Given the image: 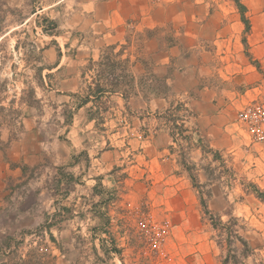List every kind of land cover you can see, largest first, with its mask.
Returning <instances> with one entry per match:
<instances>
[{"label":"crops","instance_id":"0c3cea01","mask_svg":"<svg viewBox=\"0 0 264 264\" xmlns=\"http://www.w3.org/2000/svg\"><path fill=\"white\" fill-rule=\"evenodd\" d=\"M44 2L47 5L42 9L48 11L55 33L49 36L42 51L43 60H49L48 73L59 75L55 83H48L49 89L53 98L64 102L63 111L72 114L69 124L61 115L57 125L63 126L64 132L49 136L47 154L55 174L57 168H63L78 184L83 182L92 210L99 209L102 202L105 205L121 184V204L128 200H154L164 194L165 199L175 201L173 206L179 212L190 214L197 200L189 190L192 185L185 177L182 157L196 168L200 173L198 180L204 184V165L221 160L225 154H237L247 143L245 140L258 145L257 138H264L259 132H264V126L254 127L250 117L240 113L247 95L244 89L251 83H225L232 77L223 76V72L235 73L241 67L253 72L255 62L263 64L264 0ZM241 15L249 23L247 32ZM111 47L117 59H129L123 67L126 83L112 90L111 83L101 79L105 93L100 101L91 98L82 104L100 70H87L89 61L98 62ZM138 58L151 63L154 75L166 81L167 96H145L140 91L137 77L144 74V69ZM236 59L241 64L237 65ZM131 77L136 80L132 83L134 92L129 89ZM178 104L187 114L173 111ZM174 117L183 121L184 140H173L170 135L173 123L169 119ZM26 121L22 140L11 142L6 151L0 150V251L8 236L32 231L41 222L37 210L11 203L21 194L14 188L17 183L27 180L32 188V183L39 181L22 171L40 162L36 153L43 149L40 131L28 129ZM109 134L127 140L132 157L136 158L123 170L126 176L122 181L113 172L120 166L122 150L112 144ZM37 136L38 151H31L30 146L22 151V143H33ZM1 140L6 142L3 136ZM43 186L40 190H27L25 200L31 203L38 197L45 198L48 223L55 215V196L46 183ZM73 193L66 195L65 200ZM211 193L209 203L218 198L217 192ZM67 221L64 219L58 228ZM48 229L52 232L53 228ZM27 255L26 251L21 258L24 260Z\"/></svg>","mask_w":264,"mask_h":264},{"label":"rangeland","instance_id":"374dc122","mask_svg":"<svg viewBox=\"0 0 264 264\" xmlns=\"http://www.w3.org/2000/svg\"><path fill=\"white\" fill-rule=\"evenodd\" d=\"M45 2L0 0V104L6 109L0 114V135L6 142L12 136H17L16 141L22 140L25 129L21 133L20 123L24 125L26 119L29 126L26 123L25 126L40 131L43 140V149L39 152L36 148L38 136L33 143L29 140L22 143V151L30 146L40 159L34 167H22V171L39 181H34L32 188L27 180L17 183L14 188L21 194L11 201L27 206V210H37L43 221L40 219L32 231L25 230L12 238L8 236L11 240L6 238L2 245L0 264H16L26 251L43 264H224L228 253L235 255L240 264H264V138H257L258 145L245 140L247 143L237 154H225L221 160L204 165L203 172L207 177L204 184H200V173L195 171L196 168L185 160V156L182 157L190 186L187 168L203 186L202 193L217 192L218 198L208 202V207L223 224L248 242L252 252L246 257H243V247L237 241L233 252H228L224 234L227 229L218 226L214 230L208 218L203 216L198 191L193 187L189 190L191 195L194 193L197 206L190 214L179 212L173 206L175 201L165 199L164 194H158L161 198L154 200L145 198L137 203L128 200L121 204L124 202L120 197L124 192L121 184L113 190L114 194L109 196L105 205L100 202L102 209L92 210L83 182L78 184L63 168H57L54 173L47 154V142L54 132L59 135L64 132L63 126L57 123L65 110L62 108L64 102L53 98L48 84L55 83L59 75L46 71L49 60H43L42 55L50 36L42 28L47 26L44 22L48 19V11L42 9L47 5ZM244 49L247 50L245 46ZM236 63L241 64L238 59ZM255 63L257 67L253 72L246 67L238 71L236 67L235 73L223 72V76L232 77L225 83H251L244 89L247 95L240 113L249 111L247 115L253 126L259 128L264 126V59L263 64ZM41 67L44 70L38 74ZM31 90L40 101L37 108L20 105L21 99H29ZM259 132L264 137V132ZM109 136L112 144L122 150L120 166L113 171L118 181H122L126 176L123 170L136 158L132 157L127 140ZM184 137L176 139L184 140ZM44 183L55 196V215L48 223L43 207L45 198L38 197L31 203L25 200L27 190L43 189ZM76 184L79 187H75ZM71 192H74L73 196L65 200ZM96 192L102 193V190ZM64 219L68 221L58 228ZM50 226L52 232L46 231Z\"/></svg>","mask_w":264,"mask_h":264},{"label":"trees","instance_id":"16d2710c","mask_svg":"<svg viewBox=\"0 0 264 264\" xmlns=\"http://www.w3.org/2000/svg\"><path fill=\"white\" fill-rule=\"evenodd\" d=\"M241 19H242L243 24L246 27V32H247L249 30V23L243 15H241ZM44 23H46L47 26L42 27L43 32L52 36L55 33V31H54L55 24L52 23L48 19H46ZM244 43H245V41H244ZM113 50H114L113 47L109 48L104 53V55L102 56V58L98 62L89 61L88 65L86 67L87 70H91L94 67H98L100 70H99V74H98L97 79H94L92 81V83H94L93 88L88 87L87 95L84 97L83 100H81L82 104H86L91 98L97 99V102L100 101L101 96L105 93V88L100 83L101 79L109 81L111 83L112 90H118L119 87L122 86V84L126 83L125 82L126 77L123 75V71H124L123 67H124V64H127L129 62V59H125L124 61L117 59L118 55H116V56L112 55ZM138 62H140L142 64L143 69H144V74L137 77L138 83H140L139 84L140 85V91L145 96H155V97L167 96V94L169 93V86L167 85L165 80L160 79L154 75V73L152 72L151 63H149L147 60H143L142 58H138ZM43 70L44 69L42 67L38 68L37 73L40 74ZM135 81H136L135 78L131 77V80H129V82H128L129 83V89L131 92L135 91V88L132 84ZM123 96H124V98H126V96L124 94H123ZM39 104H40V101L37 100L36 97L34 96V90H31V92H29V99L28 100L21 99V102H20L21 106L35 107V108H37V106ZM182 107H183L182 105L178 104L173 110L175 112H179ZM5 111H6V109L3 106H1V104H0V114H3ZM19 114L20 113L18 112V115ZM97 114H99L98 109H97ZM63 118H64V123L69 124V122L71 121V118H72V114L68 110H65L63 113ZM179 120L180 119H178V118L175 119V117H174V119H169V121L172 122L174 125L173 130L175 128H178L179 132L181 134H183L184 130H183L182 125L176 124L177 121H179ZM20 130L22 133V131H23L22 123H20ZM173 130L171 129L170 135L172 136L173 140H175ZM16 140H17V136H12L9 138V140L7 142H4L1 140V136H0V150L6 151L9 147V145L11 144V142L16 141ZM182 164H183V161H182ZM183 166H186L185 162H184ZM187 171L189 172L192 187L198 191L199 204L201 206L203 216L205 218H208V220L210 221V224L213 226L214 230H217L218 226L222 227L223 229H227V231L225 233H224V231H221V232H223L226 235V239H225L226 245L225 246L228 249V252H233L232 248H233L234 242L237 241L243 247V250H244L243 257H246L249 253L252 252V249L249 246L248 242L245 239H243L237 233V231H234L233 229L228 228L229 226L227 224H223L221 222L220 217L216 216L209 209L208 201L211 198V193L210 192H206V194L202 193L201 189L203 188V186L199 184L197 178L191 173V170H189L187 168ZM69 178L71 179V177H69ZM63 210L65 211L66 209H63ZM218 244H220V243H218ZM16 264H43V262L38 258H34V257L30 256V253L28 252V255L26 256V258L24 260L20 258ZM224 264H240V263L237 261L235 255L231 256L228 253V256L226 257Z\"/></svg>","mask_w":264,"mask_h":264},{"label":"built area","instance_id":"2783aa9c","mask_svg":"<svg viewBox=\"0 0 264 264\" xmlns=\"http://www.w3.org/2000/svg\"><path fill=\"white\" fill-rule=\"evenodd\" d=\"M173 111H174V110H173ZM174 112H175V111H174ZM182 112H184L185 114H187L186 111H185V109H184V107H182L181 110H180L179 112H175V113H182ZM247 114H249V111H248L245 115H247ZM176 124H177V125H182V127H183V121H181V120L177 121ZM173 126H174V125H173ZM172 130H173V127H172ZM173 131H174V138H175V139H176L177 137L183 135V134H181V133L179 132L178 128H175Z\"/></svg>","mask_w":264,"mask_h":264}]
</instances>
